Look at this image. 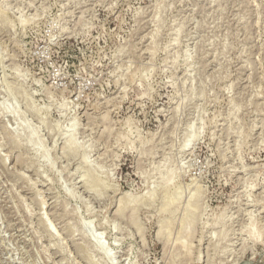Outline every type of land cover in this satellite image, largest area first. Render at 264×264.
Instances as JSON below:
<instances>
[{"label": "rangeland", "instance_id": "rangeland-1", "mask_svg": "<svg viewBox=\"0 0 264 264\" xmlns=\"http://www.w3.org/2000/svg\"><path fill=\"white\" fill-rule=\"evenodd\" d=\"M0 264H264V0H0Z\"/></svg>", "mask_w": 264, "mask_h": 264}]
</instances>
